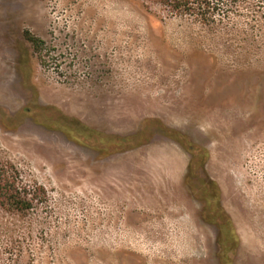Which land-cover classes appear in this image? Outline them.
Instances as JSON below:
<instances>
[{
    "label": "rangeland",
    "instance_id": "rangeland-1",
    "mask_svg": "<svg viewBox=\"0 0 264 264\" xmlns=\"http://www.w3.org/2000/svg\"><path fill=\"white\" fill-rule=\"evenodd\" d=\"M0 159V264H264V0H0Z\"/></svg>",
    "mask_w": 264,
    "mask_h": 264
},
{
    "label": "trees",
    "instance_id": "trees-1",
    "mask_svg": "<svg viewBox=\"0 0 264 264\" xmlns=\"http://www.w3.org/2000/svg\"><path fill=\"white\" fill-rule=\"evenodd\" d=\"M140 1L149 10L156 8L170 16L214 27L226 23L232 15L237 14L242 0ZM26 38L36 46L40 42L30 33H26ZM181 137L187 139L185 136ZM38 196L37 185L26 183L15 165L0 159V216L21 217L32 213L38 203Z\"/></svg>",
    "mask_w": 264,
    "mask_h": 264
},
{
    "label": "flooded vegetation",
    "instance_id": "flooded-vegetation-1",
    "mask_svg": "<svg viewBox=\"0 0 264 264\" xmlns=\"http://www.w3.org/2000/svg\"><path fill=\"white\" fill-rule=\"evenodd\" d=\"M178 143H180V141H178ZM180 144H182V143H180ZM188 152L193 156L194 152H192L191 150H188Z\"/></svg>",
    "mask_w": 264,
    "mask_h": 264
}]
</instances>
